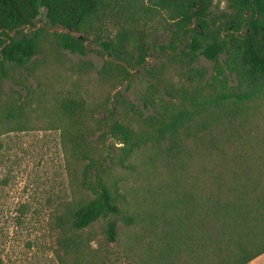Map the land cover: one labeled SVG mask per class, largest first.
<instances>
[{
    "label": "trees",
    "instance_id": "trees-1",
    "mask_svg": "<svg viewBox=\"0 0 264 264\" xmlns=\"http://www.w3.org/2000/svg\"><path fill=\"white\" fill-rule=\"evenodd\" d=\"M213 3L0 0L3 78L5 63L32 76L34 61L50 40L82 55L93 41L109 56L105 66L124 80L133 77L129 68L144 66L153 52L186 68V81L164 91L169 101L161 97L156 108L155 101L143 102L155 113L141 130L119 121L116 113L104 115L103 145L110 150L108 138L112 148L120 144L116 157L107 152L96 159L69 139L73 157L86 160V192L50 213L57 264H117L119 257L111 259L93 246L92 229L100 221L105 241L118 246L129 264H248L264 254V124L257 122L264 115V0H228V12L215 18ZM39 23L44 25L32 30ZM61 27L83 36L49 31ZM201 56L214 63L210 80L205 71L192 69ZM61 109L77 122L87 112L76 100L62 102ZM140 151L162 179L145 198L146 208L135 214L129 193L104 175L113 162L137 172L141 166L130 159ZM139 222L143 229L130 235Z\"/></svg>",
    "mask_w": 264,
    "mask_h": 264
},
{
    "label": "rangeland",
    "instance_id": "rangeland-1",
    "mask_svg": "<svg viewBox=\"0 0 264 264\" xmlns=\"http://www.w3.org/2000/svg\"><path fill=\"white\" fill-rule=\"evenodd\" d=\"M224 12H228V0H214L211 16ZM111 29L112 34L117 32V28ZM86 45L84 55L71 54L50 40L43 56L34 61L32 76L8 63L4 64L7 77L0 74V264H57L50 213L61 201L86 192L82 174L86 160L73 157L70 138L96 159L107 152L116 157L120 144L112 148L114 141L108 138L110 150L103 145L104 115L116 113L119 121L141 130L145 118L160 106L159 99L170 100L164 91L177 89L186 81V68L180 60L154 52L145 58L144 66L129 68L133 77L124 80L114 68L105 66L104 58L109 56L93 41ZM196 60L192 69L205 71L210 80L214 63L203 56ZM153 83L161 86L151 88ZM75 100L83 101L87 109L78 122L61 109L62 102ZM147 100L155 101V108L147 109L143 105ZM257 122L264 124L263 114ZM146 154L140 151L130 159L141 166L137 172L113 162L104 175L107 183H117L129 193L135 214L146 208L145 198L162 179L145 165ZM103 225L100 221L92 229L96 232L93 246L111 259L119 257L117 264H129L118 246L105 241ZM142 225L139 222L129 234L142 230Z\"/></svg>",
    "mask_w": 264,
    "mask_h": 264
},
{
    "label": "water",
    "instance_id": "water-1",
    "mask_svg": "<svg viewBox=\"0 0 264 264\" xmlns=\"http://www.w3.org/2000/svg\"><path fill=\"white\" fill-rule=\"evenodd\" d=\"M39 25H44L43 23H39L38 25H36L37 27H34L32 28V30H37L39 28ZM31 27L30 25L27 26V28ZM50 32H66V33H69L70 35H73V36H83V33L82 32H74V31H71V30H68L66 28H50L49 29ZM17 32V29L14 30L12 33H11V37H14L15 34Z\"/></svg>",
    "mask_w": 264,
    "mask_h": 264
},
{
    "label": "crops",
    "instance_id": "crops-1",
    "mask_svg": "<svg viewBox=\"0 0 264 264\" xmlns=\"http://www.w3.org/2000/svg\"><path fill=\"white\" fill-rule=\"evenodd\" d=\"M264 262V254L258 256L248 264H262Z\"/></svg>",
    "mask_w": 264,
    "mask_h": 264
}]
</instances>
